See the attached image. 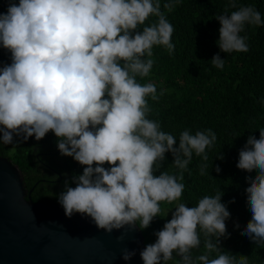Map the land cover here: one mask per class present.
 <instances>
[{
	"label": "clouds",
	"instance_id": "9594fccd",
	"mask_svg": "<svg viewBox=\"0 0 264 264\" xmlns=\"http://www.w3.org/2000/svg\"><path fill=\"white\" fill-rule=\"evenodd\" d=\"M174 7L175 0L163 4L169 12ZM228 7L237 10L229 14L226 8L215 17L218 47L225 54L246 53L248 37L241 33L246 25H261V13L251 5L238 7L236 0ZM150 17L157 19L144 26ZM174 30L160 0H7L6 12L0 13V47L11 62L0 66V145L54 134L60 155L83 168L57 196L66 218H89L105 234L135 227L137 221L139 229H147L159 216L161 202L180 200L183 172L193 154L208 161L215 132L185 129L174 147L177 137L149 119V98L158 102L163 92L137 79L150 75L154 46L174 52ZM211 63L223 69L225 60L217 54ZM165 153L172 155L179 175L159 171ZM236 167L256 173L246 177L251 219L241 234L264 245V127L259 138L249 135ZM207 169L202 164L200 175H208ZM222 195L220 190L205 195L194 207L178 203L154 233L155 242L140 251L143 264H168L173 253L179 257L176 264H249L248 257L220 246L229 235L230 218ZM201 234L204 252L194 258ZM122 240L123 235L117 237ZM134 255L121 250L124 261Z\"/></svg>",
	"mask_w": 264,
	"mask_h": 264
},
{
	"label": "trees",
	"instance_id": "16d2710c",
	"mask_svg": "<svg viewBox=\"0 0 264 264\" xmlns=\"http://www.w3.org/2000/svg\"><path fill=\"white\" fill-rule=\"evenodd\" d=\"M18 3V0H15ZM169 0H160L161 11L173 25L172 42L174 52L153 47L154 65L146 78H137L141 84L152 82L157 93L163 92L158 102L149 98L153 111L149 119L158 120L161 130L177 137L185 129L194 134L198 130L212 129L217 141L207 149L208 161L193 154L188 170L183 172L185 185L179 201L161 202V212L147 229H139L143 245L154 243V233L161 230L171 219L178 203L194 207L205 195L213 196L218 190L223 193L221 203L227 205L230 218L226 221L227 238L220 246L224 251L248 257L249 264H264V245L255 244L241 234L251 219L245 188L247 173L236 167L238 153L249 135L259 138V129L264 127V0H236L239 6H254L260 13L262 24L246 25L242 36H247L249 51L225 54L218 47L220 24L216 16L237 9L228 7L229 0H175L172 11L163 8ZM7 0H0V13L6 12ZM150 17L144 26L156 21ZM143 27V26H141ZM225 60L223 69L211 63L214 55ZM10 54L0 47V66L10 63ZM15 145H0V158L16 166L22 176L26 198L31 202H43L60 206L58 194L63 191L65 181L82 174L83 168L71 157L61 156L57 149V138L49 132L36 141L22 138ZM222 156V159L217 157ZM173 157L165 153V160L159 171L179 175L172 167ZM208 164V175H200V166ZM220 172L215 171L216 167ZM108 167L107 164L104 165ZM155 175H159L156 172ZM74 187V185H69ZM234 201V203H229ZM238 224L239 227H235ZM214 240V238H213ZM204 237L201 246L193 250V257L203 254ZM215 253L210 258H215ZM168 264H176L179 257Z\"/></svg>",
	"mask_w": 264,
	"mask_h": 264
},
{
	"label": "water",
	"instance_id": "95a60500",
	"mask_svg": "<svg viewBox=\"0 0 264 264\" xmlns=\"http://www.w3.org/2000/svg\"><path fill=\"white\" fill-rule=\"evenodd\" d=\"M16 166L0 158V264H143L137 226L105 234L89 218L26 198ZM123 235L118 242L117 237ZM134 251L129 261L121 250Z\"/></svg>",
	"mask_w": 264,
	"mask_h": 264
}]
</instances>
